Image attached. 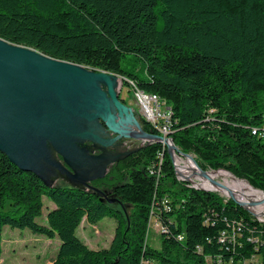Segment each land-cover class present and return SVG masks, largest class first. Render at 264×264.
I'll return each instance as SVG.
<instances>
[{"label": "trees", "instance_id": "obj_1", "mask_svg": "<svg viewBox=\"0 0 264 264\" xmlns=\"http://www.w3.org/2000/svg\"><path fill=\"white\" fill-rule=\"evenodd\" d=\"M0 38L157 94L179 151L264 191V0H0ZM43 197L53 202L46 224L36 221ZM105 217L115 221L109 246L87 247L79 224ZM151 218L158 248L147 242ZM6 225L57 237L51 264H264V222L179 179L158 142L85 187L46 184L0 151V259Z\"/></svg>", "mask_w": 264, "mask_h": 264}, {"label": "water", "instance_id": "obj_2", "mask_svg": "<svg viewBox=\"0 0 264 264\" xmlns=\"http://www.w3.org/2000/svg\"><path fill=\"white\" fill-rule=\"evenodd\" d=\"M118 77L0 38V151L43 182L41 170L52 167L85 187L102 177L108 165L158 142L165 146L173 164L176 154H181L195 164L199 176L206 177V170L192 155L179 151L170 137L142 128L132 108L118 99ZM121 138H134L141 144L120 150ZM95 149L101 152L93 154ZM180 178L195 188L215 191ZM212 184L221 186L216 181ZM227 198L250 212L231 193Z\"/></svg>", "mask_w": 264, "mask_h": 264}, {"label": "rangeland", "instance_id": "obj_3", "mask_svg": "<svg viewBox=\"0 0 264 264\" xmlns=\"http://www.w3.org/2000/svg\"><path fill=\"white\" fill-rule=\"evenodd\" d=\"M116 90H118V99H120V101H122L125 105L130 106L132 108L135 117L141 124L143 118L140 115L139 107L137 106L135 100L133 99L130 83L124 84L123 79L121 77H118ZM123 139L131 140L132 138H122L121 140H119L118 149H123L125 145L127 147L128 145L127 142H129V140L127 142L126 141L124 142ZM133 148H136V147L128 146L127 150L133 149ZM96 150H98L99 153L101 152V150L99 149H96ZM51 154H52L51 156L54 157V159H56L57 155L55 153H51ZM178 160H180L181 162H178ZM188 163L195 166V164L190 159L182 156L181 154H176L174 158V164L175 165L178 164L177 170L181 172L182 173L181 175H183L184 177L190 178L189 172H194L192 174L198 177V178H195L194 180L198 182L199 184L209 186V187L216 186V185H211L212 181H216L220 183L221 185H224L226 181L231 182L228 178L224 176H218V177L212 178L211 183H210L207 179L199 177V174H198L199 169L196 166H195L196 169H193L192 167H189L187 165ZM110 165H108V167ZM41 172H42L45 182L50 185L64 186V187H79L80 186L78 182L70 179L67 174H65L62 171H59L58 169L47 167V169L41 170ZM180 177L179 179H182ZM207 178H210V177H207ZM238 179L247 181L246 179H243V178H238ZM250 186L252 185L250 184ZM221 187L224 189L223 186ZM253 188L258 189L255 187ZM258 190L264 193L263 190L261 189H258ZM218 193L222 195L223 197L227 198V195L223 193V191H220ZM258 196L262 198L260 195ZM242 200L244 199L242 198ZM263 201H264V198H263ZM243 202L248 206L250 213L252 215H254L258 220L264 222V204L263 203L258 202L255 205L253 204L248 205V203L245 202V200ZM113 205L116 206L115 203ZM52 206H53V202L49 200L48 198L43 197L42 214L41 216L36 218V221L38 223L46 224V214L48 212V209H50ZM114 228H115V221L114 219L109 218V217H105L101 219L96 224H89L88 222L85 221V219H82L81 223L79 224L76 230V235L87 247L91 249L106 248L109 246L112 240ZM159 234H160L159 225L155 222V219L151 218L150 227L147 233L148 244L153 247L158 248L159 243H160ZM58 246H59V240L57 237L49 239V238H46L44 235L32 233L27 228L25 229L10 228L9 226L6 225L3 227V230H2V241H1L2 252H1L0 264H51L52 260L56 256ZM241 264H260V259L258 256H255L252 258L250 262H244Z\"/></svg>", "mask_w": 264, "mask_h": 264}, {"label": "bare ground", "instance_id": "obj_4", "mask_svg": "<svg viewBox=\"0 0 264 264\" xmlns=\"http://www.w3.org/2000/svg\"><path fill=\"white\" fill-rule=\"evenodd\" d=\"M129 83L131 85L132 90L142 91L141 89H138L133 83H131V82H129ZM144 97H153V94L144 92ZM157 99H160V97L158 95H157ZM178 162H181V161L178 160ZM187 165L189 167H192L193 169H196L195 166L192 164L188 163ZM176 167L178 169V164H176ZM192 173H194V172H189L190 178H188V179L200 187L212 189V190H215L217 192L223 191V193H225L226 195L231 193L232 196L235 197V199H238L242 202L245 200V202H247L248 205H252V204L255 205L258 202H261L264 204V201H263L264 193L263 192L254 189L252 186H250V184L247 181L234 177L230 172L226 171L225 169L207 170L206 171V177H202L204 179H207L210 183H211L212 178H215L218 176H224V177L228 178L231 182L226 181L224 185H221L224 187V189L221 186L209 187V186L199 184L198 182H196L194 180L195 178H198V177H196ZM179 174L181 175L182 173L179 172ZM181 176L184 177L183 175H181ZM199 177H201V176H199ZM207 177H210V178H207ZM204 179H202V180H204ZM211 185H214V184H211ZM257 194L260 195L262 198H260ZM242 198L244 200H242Z\"/></svg>", "mask_w": 264, "mask_h": 264}, {"label": "built area", "instance_id": "obj_5", "mask_svg": "<svg viewBox=\"0 0 264 264\" xmlns=\"http://www.w3.org/2000/svg\"><path fill=\"white\" fill-rule=\"evenodd\" d=\"M132 95L137 106L139 107L140 115L143 120H145L150 126H152V128H154L159 135L170 137L171 111L170 107L166 104V102L162 99H157V94L154 93L153 97H144L143 91L132 90ZM252 133L256 134L257 130L253 129ZM127 148L128 146L120 150H127ZM155 222L159 225V231H161L160 224L156 219ZM179 239L181 240L182 237L179 236ZM142 264H152V262L145 260L142 262Z\"/></svg>", "mask_w": 264, "mask_h": 264}, {"label": "flooded vegetation", "instance_id": "obj_6", "mask_svg": "<svg viewBox=\"0 0 264 264\" xmlns=\"http://www.w3.org/2000/svg\"><path fill=\"white\" fill-rule=\"evenodd\" d=\"M122 102V101H121ZM123 103V102H122ZM122 139V138H121ZM120 139V140H121ZM124 140V142L126 141H128L129 139H123ZM86 144H89L88 142H85ZM128 143V145L127 146H129V147H132V146H134V147H137V146H139L140 144H141V141L140 140H137V139H134V138H132L131 140H129V142H127ZM137 144V145H136ZM124 148H126V145L124 146ZM92 153L93 154H98L99 153V151L98 150H94V151H92Z\"/></svg>", "mask_w": 264, "mask_h": 264}]
</instances>
